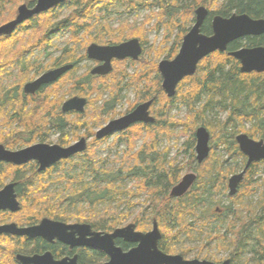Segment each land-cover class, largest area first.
<instances>
[{"label":"trees","instance_id":"obj_1","mask_svg":"<svg viewBox=\"0 0 264 264\" xmlns=\"http://www.w3.org/2000/svg\"><path fill=\"white\" fill-rule=\"evenodd\" d=\"M3 1L0 0V24L12 20L15 12L11 11L15 0H6L7 7ZM120 3L128 13L158 7L160 13L156 15L158 21L155 29L164 25L168 32L166 40L179 23L180 16L185 17L184 22H194V10L199 5L209 10V16L201 27L205 34L211 33L210 19L214 14L229 16L232 13H246L252 18L264 17V0H70L60 7L35 15L17 26L12 34L0 37V116L3 117V123L8 120L4 113L7 105H16L19 124L26 122L27 127L37 128L36 125H28L25 105L15 97L19 87L17 84L21 85L31 78L32 73L42 71L43 61L31 55L34 50H47L52 46L54 37L64 32L69 34V42L74 45L63 48L70 50V59L75 56L78 44L80 48H86L85 39H88V44L124 40L127 35L125 38L115 37L114 29L105 18ZM63 8L68 12L60 17ZM178 28L180 32L164 58L174 57L182 37L190 27ZM259 45L264 46V34L235 40L225 52L216 51L208 55L199 62L194 75L184 78L178 84L173 97L164 94L157 68H154L150 78L141 76L146 81L141 84L140 78L133 85L136 96L141 100L154 98L151 112L155 121L148 125H136L112 141V148L126 145L125 150L116 151L117 154L122 152L118 165L110 166L109 163L114 160L101 159L95 149L88 148L77 158L63 161L54 171H47L45 175L36 173L33 168L25 182L31 191L36 189L38 197L33 200L27 197L26 203H30V207L33 204L39 213L47 215L53 212V215L65 216L67 219L83 218L103 230H110L130 217L137 228L145 230L155 219L158 226L163 227L158 246L165 252H175L183 238L196 240L204 236L203 246L224 248L223 251H228L232 262L236 264H264V211L249 204H240L241 195L255 194L257 175L264 160L253 162L247 168L238 194L232 198L233 203L221 213L215 208L216 218L205 214V211L208 212L207 207L220 201L213 200L211 196L227 190V180L235 172L234 167L226 166L229 160L217 154L215 148L226 152L228 157H242V170L246 158L240 152L235 136L246 132L252 138L264 140V74L242 73L239 61L228 55V51L242 46ZM59 62L57 58L51 60L50 64ZM10 66L19 68L17 83L7 77V68ZM73 71L68 74L72 75ZM89 78V75L81 80L74 78V89L88 93L93 87V81ZM182 107L186 111L183 119L173 115L174 110ZM215 109L227 111V118L224 121L209 122L207 114ZM252 119L256 120L255 126L252 130H246L244 122ZM199 125L206 127L210 134L211 151L202 163L196 162L194 152V132ZM73 128L77 127L73 125ZM135 135H142L140 138H143L138 148L134 144ZM181 135L187 137L183 150L184 153L189 152L188 165L197 176L186 194L173 199L169 197V191L177 183L183 167L178 165L175 157H169V147L160 149L159 143L162 139ZM15 174L17 178L25 176L20 175L21 167L16 168ZM127 184L132 186L126 187ZM21 188L27 190L20 183L17 186L20 194ZM9 238L26 244L35 243L25 238ZM42 246L47 245L43 243ZM33 250H37L36 245L23 248L24 252ZM203 257L212 260L210 255Z\"/></svg>","mask_w":264,"mask_h":264},{"label":"water","instance_id":"obj_2","mask_svg":"<svg viewBox=\"0 0 264 264\" xmlns=\"http://www.w3.org/2000/svg\"><path fill=\"white\" fill-rule=\"evenodd\" d=\"M68 0H35L33 7L26 3L20 4L15 17L0 25V37L12 34L17 26L40 13L46 12ZM209 16V10L204 5H199L194 10V22L189 30L182 37V41L177 53L173 58H163L157 64V70L161 76V87L167 97H173L178 84L186 77L195 74L199 62L208 55L218 51L225 52L228 45L238 39L245 37L259 36L264 34V17L252 18L246 13H232L229 16L214 14L211 16V33L202 32V25ZM142 48L137 38L113 44L99 45L91 43L86 48V55L89 59L103 62L101 65L91 70L92 74L105 75L112 69L111 60L131 58L138 59ZM228 55L237 59L240 63L242 73H262L264 74V46H242L238 49L228 51ZM72 64H66L56 69L41 74L35 80L23 86L24 93H33L41 85L49 84L57 80L62 74L72 68ZM154 99H149L138 104L132 111L122 117L109 121L101 128L96 137L98 139L106 137L115 132L125 130L137 122L150 123L154 117L150 115L149 108ZM85 105L83 97L74 96L62 104V110L82 112ZM195 159L202 163L210 153V134L206 127L199 126L195 132ZM240 152L247 158L244 168L230 176L228 179V193L234 195L238 191L247 168L253 162L264 160V140H255L246 133H239L235 137ZM86 150V142L81 138L78 142L68 146L48 145L43 143L33 144L16 151H9L0 144V160H6L15 164H23L29 160H36L39 164V171H43L61 159H67L76 153ZM196 180V174L189 172L171 188L169 195L179 198L183 196ZM10 209L16 211L20 208L16 200L13 184L6 185L0 190V209ZM73 230L88 229L87 224H74L67 226L63 223L44 218L39 224L19 228L15 224L0 226L1 233H11L16 235H26L29 237L41 236L47 240L57 238L58 240L74 244H88L103 250L109 257V261L104 264H229V260L216 263L207 259H186L180 254H168L162 251L158 242L161 232L156 221H153L152 228L146 232L135 230V224L129 223L123 228H117L111 233L108 232H86L90 234L88 242H73L66 229ZM90 231V230H89ZM124 238L125 241L135 245L127 252L115 246V238ZM20 264H77L76 258L54 260L50 253L42 255H16Z\"/></svg>","mask_w":264,"mask_h":264},{"label":"flooded vegetation","instance_id":"obj_3","mask_svg":"<svg viewBox=\"0 0 264 264\" xmlns=\"http://www.w3.org/2000/svg\"><path fill=\"white\" fill-rule=\"evenodd\" d=\"M69 1L70 0H68L66 2H69ZM66 2H64V3H66ZM23 3H26L29 7H33L35 4V0H33V1L23 0L20 2V4H23ZM64 3L58 5L54 8H57V7L64 5ZM3 5L5 7H7L8 2L6 0H4ZM18 6H17V8H18ZM17 8L15 10V14H14L13 18L15 17V15L17 13ZM54 8H52V9H54ZM52 9H50V10H52ZM6 22H8V21H6ZM6 22H4V23H6ZM4 23H2V24H4ZM2 24H0V25H2ZM132 38H137V37H132ZM137 39L139 40L141 48H142L141 54L139 55L138 59L133 60L131 58H124V59L113 58L111 60L112 69L109 73H107L105 75H98V74H92L91 73V70L94 67L101 65L103 62L95 60V59H89L87 57V55H86V57H84V54H86V50H85V53L83 52L82 54L76 53L72 59L69 58L70 50L66 51L63 49H58V51L59 50L60 51H59V54H57V55H54V51L57 50L54 48H48L47 50H43V51L42 50H34V52L31 55H32V57L33 56H39L40 58H36V59H38V61H42L46 57L47 60L49 58H52V59L58 58L60 62L58 64H56V63H53L52 65L49 64L48 66H46L47 68H45V69H43V67H45V66L42 65L43 67H42V71L40 73H38V74L32 73V75H34V76L30 75V76H32V78L27 79L21 85L17 84V85H19V87L17 88V90L15 92V94H16L15 97L18 101H21V104L23 106L25 105V108H27L29 102H31V101H38L39 109L43 108V106L42 107L40 106V103H42V101L44 102V99L46 96L45 94L49 88L53 87L56 84H59L63 80H65L66 83L70 82L69 84L73 85L72 81H70V78H69V77H71V75L68 73H70V71H72V69L74 70L73 73H75V71L77 70L78 64L81 63L82 61L90 62V64L92 66L88 70V72L85 73L84 76L76 77L77 80H81L85 76L89 75L90 76L89 79H92L91 81L94 82L95 79H99L98 81L103 82L102 79L107 78V76H109L111 74V72L114 70V68L116 67L117 64H127V65L131 66L133 64L140 62V59H141L142 54H143L144 49H145L144 48V40H140L139 38H137ZM126 40H129V39H124V40H121V41L116 42V43H105V44H99V45H113V44H117V43H120V42H123ZM92 43H94V42H92ZM72 60H73V62H72ZM66 64H72L73 66L70 70H68L67 72L62 74L57 80H55L54 82H51L49 84L41 85L33 93H27V94L24 93L23 86L26 83L35 80L41 74H43L47 71L56 69L60 66L66 65ZM7 72H9V73H7V77H9L11 80L13 77H18V80H19V68L18 67H11L10 66L7 68ZM115 87H116L115 88L116 90H115L114 94L110 97V99H108L104 103L102 102L103 105H100V107L96 108V110L97 109L98 110H97V112H95L94 118H97L98 120L95 121V119H93L94 121H92V122L90 121V123L87 122L86 120H83L84 114H86V108L90 105V101L86 97L81 96V95H69L68 97L65 96L64 99L62 100L60 98L57 99V96H54V95L50 96L51 99L53 98L52 99L53 103H51V105L49 106L48 109L44 110V108H43L44 114H45V116L48 117V121H49L47 124H45L46 127L42 128L43 132L38 127L36 128V127H27V126L22 127V126H20L19 121L17 120V118L19 116V114H18L19 111L15 110L16 105L13 107V106L8 104L6 107L7 111L5 112V115L8 116V120L4 121V123H3L4 126H2L0 129V131L2 132V133H0V135L2 136V139L0 138V144L3 145L5 147V149H7L9 151H16V150H19V149H22L24 147H28V146H31V145L37 144V143H43V144H48V145H59L61 147H68V146L78 142L81 138H84L85 142H86V150L85 151H87L88 148H93L97 151L96 146L99 147L101 144L106 143L107 140L109 139V137H114V139H115L116 137H120V136L124 135V133H126L132 127H134L136 125H148V124L154 123L155 117L153 116V114L151 112V106H152L151 105L149 108V113H150V115H152L154 117L153 122H150V123L137 122V123L132 124L128 128H126L125 130L115 131V132L107 135L106 137L98 139L96 137L97 132L101 128H103L109 121L116 119V118H119V117H122L123 115L129 113L140 103H143L149 99H154V98H148L145 100H141V99L137 98L136 91H135V101L132 104L128 105L127 109H125V111L123 113H120V114L116 113L115 114L112 111L114 108V105H116L118 102L121 101V99H123L124 96L122 95V93L124 91H126L127 89L131 90V87H133V86L130 82H123L122 81V82H119L118 85L116 84ZM117 93H119V94L116 97ZM74 96L83 97L85 99V105H84L83 111L77 112V111L72 110V111L64 112L62 110V104L66 100H68ZM18 107H19V104H18ZM19 109H20V107H19ZM106 112L107 113L113 112V114L109 117V119L104 124H101L103 115ZM79 115H81V116H79ZM73 117H75V118H73ZM78 117H81V118H78ZM73 125H75L77 128L72 129ZM76 129L79 132H75ZM71 130H75V131L73 132ZM51 135L55 136V139L50 142L49 137ZM144 135H145V133H144ZM77 136H79V137L76 139ZM141 143H142V141H141ZM108 145L113 146L112 143H110ZM121 145H124V144H121ZM85 151H83L81 153H76L67 159H61L43 171L38 170L39 164L36 160H29L23 164H15L13 162H9L6 160H0V167H1L0 169H3L2 170L3 172L0 173V190L3 189L8 184H13V191H14L16 200L18 201L19 206H20V208L16 211H11L10 209H7V208L0 209V226L8 225V224H15L19 228H26V227H30V226H34V225L39 224L40 221L44 218L63 223L67 226H71L74 224H87L90 226V228H89L90 231L88 229L73 230L71 228H67L66 231L68 234H70L71 241H73V242H77V241L88 242L91 236H90V234H88L86 232H90V233L91 232H101V233L108 232V233H111L113 230H115L117 228H123V227L127 226L129 223H134L133 221H130L126 224H120L118 226H114L110 230H103V229L95 227L94 225L87 222L83 218L67 219L65 216L53 215L54 214L53 212H52V214H47V215H45L43 213H39L33 204H31L32 207H30V203L29 204L26 203L27 197L32 198V200L34 197H36V198L38 197V193L36 192V189L34 191H31V189L28 187L27 182H25V180H27L29 178L30 174H32L33 168H35L36 173L45 175L47 171H51V172L54 171L56 166L60 165L63 161H70L72 159H75L78 157V155H81ZM19 167H21V174L20 175L24 174L25 176H21V177L17 178L15 171H16V168H19ZM38 177H39V175H38ZM19 179H21V180H19ZM20 183L23 184L25 187H27V190H25V189H22L23 186H21L22 187L21 188L22 194H20L18 192V189H17V186ZM227 184H228V180H227ZM227 189H228V186H227ZM169 193H170V191H169ZM237 194H238V191L234 195H229V193L227 192L228 197H235ZM169 197H171V196L169 195ZM171 198L175 199V197H171ZM231 200L232 201L230 203H233V199H231ZM215 208L220 210L219 213H221L225 210V208L224 209L219 208V207H215ZM215 208H214V211H215ZM216 214H217V212L215 211V213L212 214L211 217L216 218V216H215ZM29 217H32V218H29ZM212 218H210V219H212ZM153 221H156V220L154 219ZM153 221H152V224H153ZM206 221H208V219H206ZM152 224H151L150 228H147L145 230L139 229L135 225V230L146 232L152 228ZM158 228H159V226H158ZM160 232H161V230H160ZM9 237L25 238V239H28L30 241H34L35 243L34 244H28L27 243L26 244V242L24 243L23 241H20V240H16V241L9 240V239H12ZM43 243H45L47 246H42ZM114 243H115V246L121 248V250L123 252L129 251L130 249H132L136 245L132 242L125 241L124 238H121V237L115 238ZM33 245H36L37 250L28 251V252L23 251V248L25 246H33ZM19 248L22 250H19ZM44 253H50L54 260H61L63 258L72 259L75 257L77 264H104L107 261H109L108 255L103 250H101L98 247L88 245V244L71 245L70 243H65V242L58 240L56 237L52 238L51 240H47L41 236L29 237L26 235H16V234H11V233H1L0 234V264H5L6 261H8V262H6V264H10V263L11 264H20L18 262V260L16 259V255H18V254L32 256L35 254L42 255ZM166 253L177 254V253H172V252H166ZM184 253H186V251H183V252L178 253V254L182 255L186 259H192V258H188L186 256V254H184ZM197 259L202 260V259H207V258L201 257V258H197ZM227 259L229 260V264H236V263L232 262L233 260L231 257H226L225 259H223L219 262H216V261H213V262L221 263ZM207 260H210V259H207ZM210 261H212V260H210Z\"/></svg>","mask_w":264,"mask_h":264},{"label":"rangeland","instance_id":"obj_4","mask_svg":"<svg viewBox=\"0 0 264 264\" xmlns=\"http://www.w3.org/2000/svg\"><path fill=\"white\" fill-rule=\"evenodd\" d=\"M21 1L23 0H15L14 7H11V11L12 10L15 11ZM189 3H192V1ZM67 12L68 10L66 8H63L61 12L59 13L60 17H63ZM159 13H160V10L158 7H154L151 9H139L135 13H128L126 12L125 7L121 5V3L120 5H117L116 7L112 8L111 11L105 16V18L108 24L114 29L113 30L114 36L115 37L122 36L123 38H125L124 36L127 35L125 39H131L132 37H137L140 40H144L145 49L140 59V62L133 64L131 66L127 64H117L114 70L111 72V74L107 76V78L102 79L103 82L98 81L99 79H95V81L92 83L93 87L88 91V93L75 90L73 85L69 84L70 82L66 83L65 80H63L59 84H56L53 87L48 89V91L45 94L46 96H45L44 102L42 101V103H40V106L41 107L43 106L44 110L48 109L51 103H53V100H52L53 98L52 99L50 98V96L52 95L57 96V99L60 98L62 100L64 99L65 96L68 97L69 95H81V96L86 97L90 101V105L86 108V114H84L83 120H86L89 123L90 121L91 122L94 121L93 119L97 121L98 119L94 118L95 112H97L98 110V109L96 110V108L100 107V105H103L105 101L110 99V97L114 94L116 90L115 85L116 84L118 85L119 82L123 81V82H130L133 86L135 85L137 81H139L140 78H142L141 76L146 75V78L147 77L150 78L154 74V68H157L158 62L162 60L164 56L167 54L169 48L173 44V40L175 39L176 35H178V33L180 32V29L178 27H191L193 24L192 22L191 23L188 22V20L187 22H184L185 17L183 18L180 16V19L178 20L179 23L177 24L176 27H174L173 30H171L170 32L171 36L169 39L166 40L165 36H166L167 28L164 25H160L158 30L155 29L156 22L158 21V18L156 15ZM5 18H6V15H5ZM121 32H124V34H121ZM69 41H70V36L67 32L59 33L58 35H56L55 38L51 41L52 46L50 47V48L57 49L55 51L53 50L54 55L59 54L60 50L58 51V49H63L66 46L71 47L73 43ZM85 41L86 42H84V45L88 46L89 45L88 39H85ZM72 47H74V45ZM85 50L86 48L84 49L80 48V44H78L77 50L75 51L78 54L79 53L82 54ZM35 57L40 58L39 56H35ZM51 60L53 59L49 58L47 60L46 57H45V60H42L43 66H45V67L42 66L43 69L47 68L46 66H48L51 63ZM91 66L92 65L88 61L87 62L82 61L81 63H79L75 73H73L71 77H69L70 81H72L76 77L84 76L85 73H87L88 70L91 68ZM146 78L141 79V84L146 81ZM12 81L14 83H17L18 77H13ZM133 87H131V90L127 89L126 91L122 93V95L124 96L123 99H121L120 102L114 105V108L112 110L115 114L123 113L125 109H127L128 105L132 104L135 101V89ZM263 100H264V96H263ZM43 108L39 109L38 101H31L29 102L26 108V113H25V119L28 122V125L29 126L36 125L38 128L41 129L42 132H43L42 128H45L46 127L45 124L49 122L48 117L45 116L44 114ZM113 112L111 113L106 112L103 115L101 124H104L109 119V117L113 114ZM185 113L186 111L184 107L173 111L174 116L178 118H182V119L185 116ZM227 114H228L227 111H223V110L216 111L215 109L213 112H209L207 114V119L209 122L213 120L214 121H224L227 118ZM2 120H3V117L0 116V129L2 126H4ZM216 123L217 122L213 124L215 125ZM255 124H256L255 119L246 120L244 122V128L246 130H252ZM20 126L25 127L26 122H23ZM199 126H202V125H199ZM0 133L2 132L0 131ZM242 133H246V132H242ZM141 136L142 135H139V136L135 135L136 139L134 141V144L136 148H138L142 144L141 141L143 140V138H140ZM78 137L79 136H77L76 139ZM54 139H55V136L51 135L49 137L50 142L53 141ZM113 139L114 137H109L106 143L101 144L99 147L96 146L97 151L96 150L95 151L97 152L96 154L101 159L109 158V160H114V162L109 163V165L116 167L118 165V159L122 157L121 151L125 150L126 145H119V147L117 148L115 147L112 148L108 144L112 143ZM186 139L187 137L184 135H181L178 137L172 136L168 139L167 138L162 139L161 142L159 143L160 149L169 147V157L171 158L175 157L178 161V165L180 164L183 167L179 174L178 180H180L181 177L186 173H189V172L196 173L188 165L189 164L188 160L190 157L189 152L187 151L184 153V150H183V143L186 141ZM253 139L259 140L261 138H258V139L253 138ZM209 146H210V142H209ZM117 150H121V151L117 154L116 152ZM210 151H211V148H210ZM215 152L217 154L219 153L223 157V159L229 160V163H226V166L229 165V167H234V170H235L234 173H238L241 171V168L243 165L242 157H239V156L228 157L226 152L220 150L218 147L215 148ZM190 165L192 166V164ZM257 179H258V185L256 187V191L254 192L255 194L254 195L252 194V196H249L250 194L241 195L240 197L242 201L241 205L249 204L253 207H257L260 210L264 211V164H261L259 168ZM125 186L131 187L132 184L131 185L127 184ZM227 192H228V189L225 190L223 193L222 192L214 193L211 196V198L213 200H217V201L220 200V201L211 207H207L208 212L205 211V214H209L211 216L212 214L215 213L214 211L215 207L224 209L226 206H228L233 197H228ZM241 213H243L242 215H244L245 217V212L243 210L241 211ZM132 219L133 218L130 217L122 224H126L130 222L132 221ZM203 221L206 222L205 219ZM147 228H150V226ZM159 229L162 231L163 227L159 226ZM262 237L264 239V234H262ZM204 243H205L204 236L197 238L196 240L183 238L182 240L179 241L177 245V250L173 253L178 254L183 251H186V256L188 258H201L205 255H210L212 257V261H216V262H219L225 259L226 257H230V254L228 251H223L224 248L215 247L214 245H212V247L203 246ZM244 256H250V254H245Z\"/></svg>","mask_w":264,"mask_h":264},{"label":"bare ground","instance_id":"obj_5","mask_svg":"<svg viewBox=\"0 0 264 264\" xmlns=\"http://www.w3.org/2000/svg\"><path fill=\"white\" fill-rule=\"evenodd\" d=\"M231 15V14H230ZM246 160H247V158H246ZM235 174V173H234ZM233 175V174H232ZM232 175H230V176H232ZM230 178V177H229ZM161 236H162V233H161ZM161 239V238H160Z\"/></svg>","mask_w":264,"mask_h":264}]
</instances>
